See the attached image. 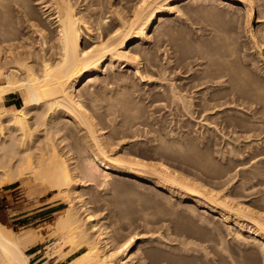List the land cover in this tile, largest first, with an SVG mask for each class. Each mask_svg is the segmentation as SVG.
<instances>
[{
	"label": "bare ground",
	"instance_id": "obj_1",
	"mask_svg": "<svg viewBox=\"0 0 264 264\" xmlns=\"http://www.w3.org/2000/svg\"><path fill=\"white\" fill-rule=\"evenodd\" d=\"M182 1L185 0H138L134 9L131 7L133 9L130 13L131 16L127 15L128 18H122L118 12H112L115 17L119 18L108 21L107 14L104 17L94 18L96 15L93 16L90 7L85 5L86 0H0V188L5 185H13L16 182L21 183L25 178L30 177L34 181L46 182L52 191H57L58 198L67 200L69 204L64 214L60 215L51 225L50 236L54 238V242L48 245L47 251L43 254L44 264L49 259L62 264L139 263V261L136 262V258L131 257L132 245L136 240L135 236H130L131 238L121 245H113L114 243L108 241L109 237L104 236L106 233L99 226L98 220H95L94 215L90 214L88 207H84L86 203H81V205L79 203V206L72 204L74 200L77 201L79 198L80 193L77 190L83 185V180L92 181L95 178H98V180L101 178L103 183H107L110 178L109 171L116 175H124L128 180H135L134 178H136L140 182L153 183L166 192H172L174 188L179 189V200L181 202H192V206L189 207L194 212L198 211L201 217V214L205 215L206 213L217 214V217H219L217 219L224 223L230 222L231 230L237 238L241 237L244 241L243 238L246 235L264 254V214L262 212L254 210L255 208H251L250 204L245 205L244 202L234 200L236 202L232 204L233 199L230 198L231 203L227 202V197H225L226 200L221 199L223 195L220 196V192L218 196L217 191L207 189L208 187L204 188L201 186L202 184H198V180L196 181L197 184L190 182L191 180L189 181L187 176V179H185L182 177L183 175L181 176L180 173L169 169L161 162H159L157 169L155 167L149 168L152 170L151 176L144 173L145 170L147 172L145 168L150 167L151 164L147 165L148 162H141L142 159L130 158L129 154L135 152V148L139 150V147L130 145L135 143L133 140L131 142L129 140V143L127 141L121 143L120 141L125 136L123 137L116 130L114 124L118 117L133 121L132 117L137 114L133 98L123 97L122 100H118V97L117 100L111 98V101L107 103L103 101V105L106 103L104 106H100L101 100L97 101L99 89L96 87L108 79V75L113 72L115 66L120 70L125 69L121 73H131L129 70H132L133 75H138V78H136L140 81L144 79L146 74H157L151 69L152 67L148 66L149 61L145 62L147 68L144 66L146 69L144 71L140 70L143 62L141 60L145 61L150 56L147 54L150 51L149 49L148 52L145 50V56L142 54V45L148 42V32L150 29L156 28L155 22L160 20L158 17L163 20L162 17L165 16L166 12L172 10L171 5ZM186 1L187 4L197 0ZM203 1H209L208 3H210L217 0ZM226 1H242L246 11L248 8V13H246L249 17H247L246 22L249 21L248 18L252 17L253 9L251 6L253 5L250 4L252 0ZM83 5L85 7L82 9ZM173 7L175 8V6ZM132 44L133 47L129 50ZM106 64L108 65L106 66ZM165 72L159 74L160 79L163 81L166 79L163 74ZM209 72L207 71L208 74H210ZM118 73L116 72V74ZM228 73H219V76L217 74L214 77L205 76L194 83L186 84L185 87L180 86L181 88L170 86L168 88V98L166 99H170L175 105L181 102L179 106L182 109H187L185 104L189 105L188 103L191 100H187L182 92L199 93L201 95L200 99L198 97L200 103L196 104L199 107L198 114L202 116L206 113L204 120L208 125H212L211 128L214 126L217 129L220 124L221 130H217L222 133L223 138L225 136L229 137L226 139V141L228 139L229 141L224 145L230 149L232 140L239 141V139L244 138L249 141L248 138H251L250 132L252 134L253 132L246 127L247 123L244 121L242 123H246L244 128L250 130L240 136L239 132L243 130L241 129V122V126H239L238 123H232L230 117L229 119L225 118L229 116L230 108L234 105L232 98L229 97V95L231 96L229 93L230 88L226 90L229 92H224V94L221 92V96L214 92H208L213 86L209 87L208 85L213 83L212 80L217 81L221 78L225 80L224 77L230 78L232 73ZM102 75L104 76L102 77ZM245 77L246 75L242 78L245 79ZM234 78L236 79V77ZM124 79H126V76L118 78L116 83L117 86L126 89L128 84ZM245 80L247 81L248 78ZM230 81L228 80V83ZM169 83L173 84V82ZM96 84L98 85L95 87ZM238 85L240 86V84ZM256 89L260 88L257 87ZM257 90L256 92H262V90ZM10 93L20 94L22 98V104L15 109H6L3 106V100ZM84 100L88 101L87 104L84 103ZM186 111L188 113L189 109L183 112ZM96 112L98 115L100 113L104 115L101 126L102 123L105 124L102 127H99V123H96L97 120L95 119L101 117L100 115L95 118ZM236 120L242 121L237 118L234 121ZM103 129H110L107 136ZM122 130L123 128H121ZM123 131L122 133L126 132ZM137 135L133 134L131 138L135 139ZM68 139L74 140L73 147L69 146ZM253 143H247L248 145L245 146L243 152L241 150L240 152L237 148L236 150L231 148L230 154H235L236 157L241 158L240 156L246 152L249 154L247 156L249 157L248 161L252 162L253 160L254 162V159L255 161L262 159L260 161L262 162L264 159L263 142L261 146L257 142L260 147H257L255 143L257 148ZM142 145H145V143ZM74 149L76 153L73 151ZM244 163L247 162L241 164ZM172 193L174 194V191ZM261 199L264 202L262 197ZM197 207L200 208V211ZM232 216L234 218L230 220ZM242 221H246L247 226ZM33 234L31 232L16 233L0 223V264H31L26 250L35 243L37 237ZM235 236L234 239L237 241ZM241 239L239 240L241 241ZM65 247L67 250L63 251ZM68 257L71 258L66 260Z\"/></svg>",
	"mask_w": 264,
	"mask_h": 264
},
{
	"label": "rangeland",
	"instance_id": "obj_2",
	"mask_svg": "<svg viewBox=\"0 0 264 264\" xmlns=\"http://www.w3.org/2000/svg\"><path fill=\"white\" fill-rule=\"evenodd\" d=\"M137 2L138 0H86L85 5L90 7L93 16L96 15L94 18L104 17L107 14L109 17L107 20L112 21L114 18H119L115 17L112 12H118L122 18H126L127 15L131 16L130 13H132L131 11ZM185 2L187 1L171 5L172 10L166 12L165 16L162 17L163 20L158 17L160 20L157 19L159 21L155 22L156 28L150 29L148 32L149 43L146 42V45H142V54L145 56V52L150 50L147 53L150 56L147 59V55L145 61L141 60L143 62L140 70L144 71L147 68L145 62L149 61L150 64L147 62L148 66L152 67L151 69L157 74H146L144 79L140 81L137 79L138 75H133L132 70H129L131 73H121L125 69L120 70L115 66L106 81L95 85V87L98 85L96 88L99 89L97 101L101 100L100 106H104L108 101H111V98L112 100H117V97L118 100H122L123 97L133 98L138 114H136L137 117L136 115L132 117L134 125L130 121L131 119L127 121L122 117H118L119 120L116 119L114 124L116 130L123 137L125 136L120 141L121 143H126V141L129 143L133 140L135 143L130 145L139 147V150L135 148V152L129 154L130 158L142 159L141 162H148L147 165L151 164L150 167L145 168L148 173L146 170L143 171L144 173L151 176L152 170L149 168L155 167L157 169L159 162H161L169 169L180 173L181 176L183 175L182 177L185 179L191 180L190 182L196 184L198 182L204 188L213 189L214 192L217 191L218 196L219 192L220 196L225 195L221 199L226 200L225 197H227V202L233 199L232 204L236 201L244 202L247 206L250 204L251 208H255L254 210L264 214V202L261 199V197L264 199V159L262 162H260L262 159L258 161L254 159V162L253 160L251 162L248 161L249 157L247 156L249 154L246 152L240 156L241 158L236 157L235 154H230L231 148L235 150L237 148L243 152L249 142L256 141L253 144L255 146L256 143L257 147H260L263 142L264 146V0L249 1L253 5L251 6L253 15L248 18V22H246L247 17H249L248 8L246 11L242 1L217 0L208 3L209 1L199 0L197 3L188 2L187 4ZM85 5L82 6V9ZM126 10L130 11L127 12ZM132 47L133 44L129 50ZM220 63L221 65H219ZM235 68H238L237 71ZM163 71H166L163 73L166 78L164 81L159 76ZM207 71H210V74ZM222 71L229 72L228 74L232 73L231 77L229 75L230 78L224 77L227 82L222 78L217 79V81L220 80L218 83L216 80H212L214 84H208L209 87L213 85L208 92H214L221 96L222 93L230 91L231 96L229 95V97L232 98L234 105L230 108L229 116L225 118L229 119L230 117L232 123L240 124L241 122L242 124L244 121L247 123V126L246 123L242 124L241 129L243 130L240 129V136L250 129L253 132V134L250 132L252 140L251 138H248L249 141L244 138L239 139V141L232 140L230 149L224 145L229 141V139L226 141L229 137L223 138L222 133L219 132L221 130L220 124L217 128L220 129L219 131L214 126L211 128L212 125H208L204 120L206 113L202 116L198 114L199 107L196 104L200 103L201 95L199 93L192 92V95L190 92H182L187 100H191L188 103L190 106L185 104L192 113L191 116L189 111V115L187 111L183 112L187 109H182L179 106L181 102L175 105L170 99H166L170 86L185 87L186 84L194 83L205 76L214 77L217 74L219 76V73H224ZM116 72L121 75L116 74ZM245 75V79L248 78L247 81L243 79ZM122 76H126L124 79L128 84L126 89L117 86L116 83L118 78H122ZM227 79L229 81L231 79V81L228 83ZM169 82H173V84ZM257 87L262 92L258 91ZM228 88H230L229 91H226ZM112 95L114 97H111ZM12 96L14 97L6 100V105L15 109L22 104V98L20 94ZM103 101H106L104 105ZM87 102L84 100L85 104ZM4 107L6 108L5 105ZM100 115L101 117H99ZM100 115L97 113V117L95 115L94 117H99L95 120H97L96 123H99L98 126L102 127L105 124L102 123L101 126L104 115L102 113ZM120 118L122 119L120 120ZM236 118L242 121H234ZM99 120L101 121L99 122ZM244 126L250 129L244 128ZM121 128L126 131L122 130L125 134L122 133ZM103 131L107 133H105L107 136L110 129H103ZM243 131L245 132L242 133ZM133 134H138L135 139L131 138ZM73 141L68 139L67 142L70 147L74 146ZM257 142L260 143V146L257 145ZM143 143L146 146L142 145ZM159 147L164 148L160 149ZM72 153L75 154L76 151ZM246 158L248 159L246 160ZM242 162L247 163L241 164ZM109 172V183L108 181L103 183L101 178H99L100 181L98 178L92 181L83 180V185H80L81 187L77 190L80 193L79 198L77 201L74 200L72 204L79 206V203L80 205L86 203L84 207H88L89 210H87L90 214L94 215L95 220H98L99 226L106 233L104 236L109 237L108 241L114 243L113 245H121L135 236L136 240L132 245L131 257L136 258V262L139 261L138 264H264L263 252L261 249V252L259 251L258 246L256 247L249 237L242 236L244 241L241 237L237 238L231 230L230 222L224 223L217 219L219 218L217 214L206 213L205 215L201 214V217L198 211L194 212L189 207L192 206V202L179 200V189L174 188L176 191L173 189V194V191H170L171 193L163 191L161 187L153 183L140 182L136 178H134L135 180H128L124 175ZM35 181L27 177L21 183L16 182L13 185H5L0 188V223L16 233H34L33 235L37 238L31 247L36 243H41L39 246L42 248L40 255H43L47 251L48 245L54 242V238L50 236L51 225L60 215L64 214L69 204L67 200L58 198L57 191H52L46 182L39 180L35 183ZM242 185L243 187H241ZM165 196L167 200L164 198ZM197 208L200 211V208ZM233 218L234 216L230 217V220ZM242 223L247 226L246 221H242ZM234 236L237 241H235ZM66 250V247L63 248V251ZM30 262L33 264V261ZM53 263H55L53 259L46 262V264Z\"/></svg>",
	"mask_w": 264,
	"mask_h": 264
},
{
	"label": "crops",
	"instance_id": "obj_3",
	"mask_svg": "<svg viewBox=\"0 0 264 264\" xmlns=\"http://www.w3.org/2000/svg\"><path fill=\"white\" fill-rule=\"evenodd\" d=\"M12 95H17L15 93H10L7 95V98L5 99V101L3 100V104L6 106V109H13V108H10L9 106L6 105V100H10L11 98H13L14 96ZM13 104V103H11ZM3 105V106H4ZM19 107V106H17ZM23 218H28V217H23ZM17 220H23V219H17ZM41 243H36L35 245H33L32 247L28 248L26 250L27 254L30 256V261H33V264H44V261H43V255H40L41 254V250L42 248H40ZM69 258V257H68ZM48 261V260H46ZM53 264H56V263H53ZM62 264V263H60Z\"/></svg>",
	"mask_w": 264,
	"mask_h": 264
}]
</instances>
